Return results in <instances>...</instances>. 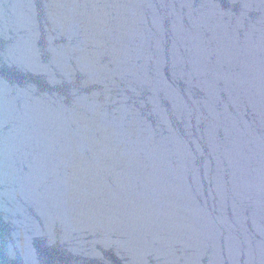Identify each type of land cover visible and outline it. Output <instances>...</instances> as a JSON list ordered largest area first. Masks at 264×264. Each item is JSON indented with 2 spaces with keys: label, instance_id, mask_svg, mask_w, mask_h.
Returning <instances> with one entry per match:
<instances>
[{
  "label": "water",
  "instance_id": "water-1",
  "mask_svg": "<svg viewBox=\"0 0 264 264\" xmlns=\"http://www.w3.org/2000/svg\"><path fill=\"white\" fill-rule=\"evenodd\" d=\"M0 264H264V0H0Z\"/></svg>",
  "mask_w": 264,
  "mask_h": 264
}]
</instances>
